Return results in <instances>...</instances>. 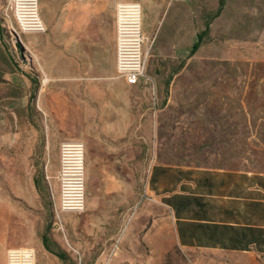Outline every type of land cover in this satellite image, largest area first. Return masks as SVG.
I'll return each instance as SVG.
<instances>
[{
    "label": "crops",
    "instance_id": "obj_1",
    "mask_svg": "<svg viewBox=\"0 0 264 264\" xmlns=\"http://www.w3.org/2000/svg\"><path fill=\"white\" fill-rule=\"evenodd\" d=\"M40 1L47 31L25 40L33 55L27 62L6 30L8 0H0V264L16 248L34 249L36 264H71L76 258L58 231L66 236L65 225L78 221L86 236L108 243L121 233L124 243L139 235L154 249L149 264L174 248L245 254L261 264L264 174L154 168L151 138L148 158L141 146L138 154L135 90L144 78L130 86L117 76L116 8L140 3L145 25L159 18L165 0ZM33 114L50 139L86 148L85 211L78 218L62 214L52 227L43 215L48 158L41 167L40 133L28 121ZM127 259L117 252L112 264Z\"/></svg>",
    "mask_w": 264,
    "mask_h": 264
},
{
    "label": "rangeland",
    "instance_id": "obj_2",
    "mask_svg": "<svg viewBox=\"0 0 264 264\" xmlns=\"http://www.w3.org/2000/svg\"><path fill=\"white\" fill-rule=\"evenodd\" d=\"M219 2L165 0L159 18L143 25L148 63L146 77L135 90V134L138 154L141 146V154L146 153L147 158L151 138L154 168L157 165L236 168L264 174V0H224L221 14L215 17ZM208 23V35L197 53L189 57ZM28 35L23 37V44L18 43V59L23 50L27 62L33 55L25 40L30 43L31 38L38 37ZM148 80H153L154 85ZM28 118L40 133L41 167L44 157L48 158L43 215L52 227L57 222V173L62 141L48 137L46 124L40 122V117L33 114ZM66 216L78 218L80 213ZM65 229L67 237L61 230L58 233L67 253L76 258L69 259L71 264H112L117 252L131 257L126 263L120 261L121 264H149L154 251L139 235L124 243L121 233L113 243H108L100 240L104 237L86 236L79 221L69 227L65 225ZM152 262L250 264L245 254L180 248Z\"/></svg>",
    "mask_w": 264,
    "mask_h": 264
},
{
    "label": "built area",
    "instance_id": "obj_3",
    "mask_svg": "<svg viewBox=\"0 0 264 264\" xmlns=\"http://www.w3.org/2000/svg\"><path fill=\"white\" fill-rule=\"evenodd\" d=\"M3 18L15 44H23L25 34H45L47 31L39 0H8ZM145 43L140 3H119L116 8V71L117 76L130 86L145 78L148 63ZM148 82L153 84V80ZM57 180L56 217L60 223V215L82 213L86 208V148L82 142L65 141L60 145ZM7 264H36V251L31 248L11 249Z\"/></svg>",
    "mask_w": 264,
    "mask_h": 264
},
{
    "label": "trees",
    "instance_id": "obj_4",
    "mask_svg": "<svg viewBox=\"0 0 264 264\" xmlns=\"http://www.w3.org/2000/svg\"><path fill=\"white\" fill-rule=\"evenodd\" d=\"M223 8H224V0H220V2H219V9H218L215 17H218L221 14ZM209 30H210V23H208L206 25L205 31H203L202 33H200L198 35L197 41L193 44V46L191 48L189 57L194 56L197 53V51L200 49V47H201V45L203 43V39H204V37L206 35H208ZM62 258L67 261V258L65 257V255H62Z\"/></svg>",
    "mask_w": 264,
    "mask_h": 264
},
{
    "label": "water",
    "instance_id": "obj_5",
    "mask_svg": "<svg viewBox=\"0 0 264 264\" xmlns=\"http://www.w3.org/2000/svg\"><path fill=\"white\" fill-rule=\"evenodd\" d=\"M21 59H24L23 50H21Z\"/></svg>",
    "mask_w": 264,
    "mask_h": 264
},
{
    "label": "bare ground",
    "instance_id": "obj_6",
    "mask_svg": "<svg viewBox=\"0 0 264 264\" xmlns=\"http://www.w3.org/2000/svg\"><path fill=\"white\" fill-rule=\"evenodd\" d=\"M154 13V12H153Z\"/></svg>",
    "mask_w": 264,
    "mask_h": 264
}]
</instances>
